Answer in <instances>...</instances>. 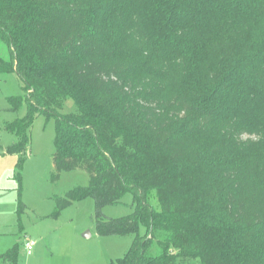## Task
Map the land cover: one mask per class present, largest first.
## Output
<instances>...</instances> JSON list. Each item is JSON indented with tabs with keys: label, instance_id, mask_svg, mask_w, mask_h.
<instances>
[{
	"label": "trees",
	"instance_id": "obj_1",
	"mask_svg": "<svg viewBox=\"0 0 264 264\" xmlns=\"http://www.w3.org/2000/svg\"><path fill=\"white\" fill-rule=\"evenodd\" d=\"M0 42L16 148L54 115L52 180L89 174L57 213L92 197L99 235H136L110 264H264V0H0ZM127 191L134 212L103 217Z\"/></svg>",
	"mask_w": 264,
	"mask_h": 264
},
{
	"label": "rangeland",
	"instance_id": "obj_2",
	"mask_svg": "<svg viewBox=\"0 0 264 264\" xmlns=\"http://www.w3.org/2000/svg\"><path fill=\"white\" fill-rule=\"evenodd\" d=\"M0 56H8L2 42ZM23 94V81L15 72L0 73V264H110L124 257L136 235H99L92 197L75 200L57 213L56 197L88 186L90 177L85 170L76 169L52 180L56 117L39 113L31 124L27 145L16 148L21 138L8 126L25 116L27 107L13 110L10 97ZM76 110L73 98L68 97L60 112ZM149 202L158 208L155 195L151 194ZM135 208V192L127 191L118 203L104 206L101 214L119 218L132 214ZM212 208L216 212V207ZM145 232L141 225L140 233ZM28 239L36 242L33 255L26 250ZM15 246L17 262L3 260L2 255Z\"/></svg>",
	"mask_w": 264,
	"mask_h": 264
},
{
	"label": "built area",
	"instance_id": "obj_3",
	"mask_svg": "<svg viewBox=\"0 0 264 264\" xmlns=\"http://www.w3.org/2000/svg\"><path fill=\"white\" fill-rule=\"evenodd\" d=\"M35 244H36V242L34 240L28 239L26 241V245L25 246H26V250H27L29 255L33 253Z\"/></svg>",
	"mask_w": 264,
	"mask_h": 264
},
{
	"label": "crops",
	"instance_id": "obj_4",
	"mask_svg": "<svg viewBox=\"0 0 264 264\" xmlns=\"http://www.w3.org/2000/svg\"><path fill=\"white\" fill-rule=\"evenodd\" d=\"M30 255H33V253H32V254H30Z\"/></svg>",
	"mask_w": 264,
	"mask_h": 264
}]
</instances>
